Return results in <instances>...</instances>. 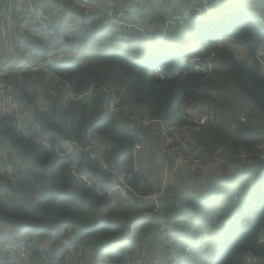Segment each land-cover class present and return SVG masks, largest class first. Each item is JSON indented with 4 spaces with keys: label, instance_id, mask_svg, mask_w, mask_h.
<instances>
[{
    "label": "trees",
    "instance_id": "trees-1",
    "mask_svg": "<svg viewBox=\"0 0 264 264\" xmlns=\"http://www.w3.org/2000/svg\"><path fill=\"white\" fill-rule=\"evenodd\" d=\"M56 2L62 7L61 21H55L59 36L49 40L55 45L72 42L79 49L51 65L49 71H26L6 78L27 100L31 115L28 135L13 125L8 115L0 116L4 145L21 162L18 183L5 185L7 198L0 193V243L18 242L28 232L42 241L67 226L79 239L91 243L96 264H120L142 242L165 244L161 224L166 223L172 240L166 251L175 258V264H245L249 251L261 255L263 259L257 264H264V246L257 243L264 231V161L256 159L250 169L226 164L220 168L219 177L211 179L210 186L200 192L185 187L178 193L172 187L160 198L157 209L154 200L147 197L157 191V186L152 176L139 169L134 145L143 140L142 150L151 154L149 162L157 155L154 142L167 157L170 153L161 137L152 132V124L134 129L129 126L135 114L142 119L183 124L186 120L181 105L186 101H224L219 104L216 121L193 136L208 149L258 152L264 144V0L211 1L215 20L189 18L179 34L164 42L119 40L113 25L99 26L100 9L75 0ZM113 2L130 10L133 19L139 18L140 0ZM164 5L160 17L173 8L184 14L188 8L194 11L201 6L191 0H169ZM39 7L45 9V5ZM69 14L81 18L77 29L63 27V18ZM20 44L17 50H22ZM48 46L42 45L37 52L46 53ZM235 46L242 47L245 54L238 56ZM22 52L20 57L27 58L28 51ZM92 83L91 101L69 97L70 92ZM107 84L126 91V108L119 114L109 110L110 96L103 89ZM54 90L57 97H52ZM38 95L50 104L48 113L41 112L35 103ZM240 114L245 121L239 120ZM93 131L104 136L102 156L108 168L84 151L86 172L102 191L114 184L112 171L131 173L130 183L140 196L130 192L127 201L118 199L114 205L106 193L87 188L70 176L71 157L57 155L56 148L64 150L67 139L86 148ZM38 138L49 145L38 142ZM237 162L234 160L233 165ZM205 172L209 174L208 169ZM145 213H154L155 218L143 217ZM216 218L221 226L215 223ZM201 233L207 235L197 241ZM128 237L132 242L117 246Z\"/></svg>",
    "mask_w": 264,
    "mask_h": 264
},
{
    "label": "built area",
    "instance_id": "built-area-1",
    "mask_svg": "<svg viewBox=\"0 0 264 264\" xmlns=\"http://www.w3.org/2000/svg\"><path fill=\"white\" fill-rule=\"evenodd\" d=\"M15 1L16 0H0V116L4 117L8 115L13 125L28 135L27 124L31 115L30 105L25 98L19 96L17 90L11 83L6 82V78L12 74H21L26 71H49L51 65L57 64L65 57L76 53L79 46L78 44L72 42L66 43L65 41L60 42L61 45H55V42L50 41L49 38L59 36V32H57L55 28L56 22L52 15L46 9L37 7L33 3V0H25V8L29 13L27 14L28 24L33 25L38 32L37 34L42 35L49 41V43L46 41L44 45H49V50L46 53L37 51L30 52L27 55L26 62L7 65L3 61L2 53L5 52L10 56H15L17 52L13 40V29L16 19ZM75 1L86 7L100 9L103 15L99 22V26L113 25L119 40L129 42H132L134 39H155L164 42L171 38L178 28H182L181 25L186 20L189 18L199 20L201 13L204 11L207 13L210 12L212 7L210 0H191L198 1L201 4V6L195 7L194 11L196 13L190 8H188L184 14L167 12L161 17L159 22L147 23L138 19H133L131 12L117 6L112 0L103 1L101 3H97L94 0ZM212 16L215 17L214 14ZM67 38H70V33H67ZM107 43H110V41ZM193 61L196 62L198 60L194 59ZM209 69L211 70V66ZM52 74L51 72V75ZM161 79H164L163 75H161ZM60 80L63 81L62 79ZM93 86L94 83L87 88L72 91L69 93V97L73 101L78 102L91 101L94 96ZM103 89L110 96V112L114 114L121 113L126 108L123 103V96L126 93L125 89L113 84L104 85ZM57 96L58 91L54 90L52 92V97ZM41 100H43L41 95L35 97V103L37 105L41 102L40 111L48 113L50 111V104ZM223 102L224 101H221L217 104L216 102H196L197 104H194V102L183 103L181 108L185 112L183 117L186 120L183 124L172 123L161 118L142 119L135 114L129 126L131 129H134L137 126H148L152 124V132L161 137L164 146L168 148V152L173 156V160L171 162L167 161L166 163V173L169 170H171V172L185 170L201 173L208 167L212 166L214 169L219 170L226 164H230L233 166L232 168H234V166H239L250 169L256 159L264 161V145L260 147L258 152L247 151L243 148L239 150L227 149L224 147L208 149L201 145L193 136V132L200 131L216 121L219 104ZM239 120L245 121V117L241 115L239 116ZM235 126L236 122H233L232 127ZM37 141L49 145L43 138H38ZM142 148L143 143L138 140L134 145L135 157H137V153L141 151ZM103 149V134L100 131H93L89 135L86 148L74 139H67L64 143V150L57 147L56 153L59 156L71 157L72 161L68 168L70 176L84 183L87 188H92L99 193H106L113 201L114 205L118 199L127 201L130 192L136 196H140L130 183L133 178L131 173H118L112 171L114 184L109 186L106 191H102L100 185L89 176L84 165L83 152L86 151L92 159L97 160L104 168H108L102 156ZM234 160H238L236 165H233ZM20 167L21 162L19 156L4 145L3 137L0 135V193L6 198L7 193L4 187L7 184L14 185L18 183ZM208 182L210 183L211 179ZM164 183L162 188L147 195V197L154 200L157 209L159 207L160 198L165 195V185H173L174 181L172 179H165ZM234 200L236 202V198H234ZM235 204H238V202ZM142 216L148 219L155 218L154 213H145ZM134 223L135 222L131 224V233L134 232ZM215 223H217V226H221L218 223V218L215 219ZM161 233L166 238L169 237L166 223L161 224ZM206 235L207 233H201L197 241L201 240V238ZM130 242H132V239L128 237L118 243L117 246ZM257 243L264 246V231L259 235ZM146 245L147 244L144 242L140 243L136 253L132 254L120 264H153L149 261V255L145 248ZM93 251L94 249L87 239H79L78 235L73 233L67 226H62L53 235L42 241L35 233L28 232L18 242L9 241L0 243V264H4L8 259L20 260L22 264H32L35 261L38 262V264H89ZM262 259L263 257L261 255L249 251L245 255L244 263L257 264L260 263ZM105 262H108V259H106ZM175 262L174 257L164 255L161 257L158 264H175Z\"/></svg>",
    "mask_w": 264,
    "mask_h": 264
},
{
    "label": "crops",
    "instance_id": "crops-1",
    "mask_svg": "<svg viewBox=\"0 0 264 264\" xmlns=\"http://www.w3.org/2000/svg\"><path fill=\"white\" fill-rule=\"evenodd\" d=\"M36 1H38V2L36 3ZM47 1H51V0H33V3L37 7H39L40 5H45L44 8L50 12L53 19L56 22L61 21V15L62 14L60 11H61L62 7L54 0L52 1V6H51V4L47 5ZM94 1H96L97 3H101V2L107 1V0H94ZM140 1L142 3V5H141L142 11H141V14L139 15V18H137V19L144 21V22H147V23L159 22L161 20L159 13L162 11V9L164 7V5H162V2H161L162 0H140ZM164 1H169V0H164ZM211 1H215L218 3L219 1H222V0H210V2ZM231 1H235V0H231ZM16 3H17V6H16V12H15V14H16L15 27L17 26V28L19 29V34L17 35L18 40H17V45L15 44V48H17V46H18V42L21 43L19 45V48L21 47V49L23 51H28L26 54V56H27L30 53L29 51H32V52L35 51L36 52V51H38L37 49H39L42 45L44 46L46 44L47 39L40 34L38 35L37 34L38 32L35 29V27L33 25L28 24L27 14H29V13L27 12V10L25 8V6H26L25 0H16ZM51 11H53V13ZM128 11L131 12L130 10H128ZM170 11L173 12V9H171ZM70 15L75 18V25L73 26L72 29H77L80 26L81 18L79 16H77L76 14H70ZM76 18L80 19L79 23L76 22ZM181 31H182V28H178L173 33V35H175V34L177 35ZM13 34H14V31H13ZM40 39H41V42H40ZM24 41L27 43H25ZM47 42L49 43V41H47ZM26 49H29V50H26ZM22 50H17L15 56L12 55L14 57L3 52L2 53L3 61L7 65H11V64H15V63L22 64V63L26 62V60H27L26 58L23 59L22 57H20L23 54ZM233 50L236 52V54L238 56H241V55L243 56L245 54L244 49L237 48V46L233 47ZM12 86L15 88V86L13 84H12ZM139 140L143 143V140H141V139H139ZM153 149L156 152H161V159H162L160 161L158 160V162H157L158 166H159V168L157 170L158 174H155L152 178L154 181H156L157 190L164 186L165 179L166 180L172 179L174 181L173 185H168V184L165 185V194L167 193L168 189H170L172 187H175L177 189V192L180 193V192H182V190L185 187H188L191 190H198L197 188L194 189L192 186L196 185V184H200L201 182L202 183L200 184L199 187H202V189L208 188L210 186L209 182H208L209 179L208 178L206 179V177H208L209 174H211V173L215 172V170H217V169H214V167H213V169H208L209 174H207V172H205V171H202L200 173V176H197L196 178H194L192 176L191 171L179 170V171L171 172V170H169L166 173L165 172L166 163H167V161L171 162L173 160V156L169 154V156L167 157L166 153L163 152L162 148L159 146V144L157 142L153 143ZM141 151H145V150H141ZM136 163H137V161H136ZM219 170H217V171H219ZM201 175H203V176H201ZM191 176L193 178H191ZM111 179L113 180V178H111ZM9 260L10 259H8L4 264H9L10 263ZM35 263L38 264V262H36V261H35ZM89 264H96L95 251H93L91 254V260H90Z\"/></svg>",
    "mask_w": 264,
    "mask_h": 264
},
{
    "label": "rangeland",
    "instance_id": "rangeland-1",
    "mask_svg": "<svg viewBox=\"0 0 264 264\" xmlns=\"http://www.w3.org/2000/svg\"><path fill=\"white\" fill-rule=\"evenodd\" d=\"M52 1L53 0H51V1H47V5H50L51 4V6H52ZM54 1H56V0H54ZM38 1H36V3H37ZM162 2V5H164L167 1H164V0H162L161 1ZM214 5V4H213ZM165 6V5H164ZM180 7H181V4H180V2H179V4H178V6H177V8H179L180 9ZM215 8V7H214ZM214 8H213V10H214ZM218 9V8H217ZM52 13H53V11H51ZM168 12H172V11H168ZM173 12L174 13H177L176 12V10H175V8H173ZM194 13H196L195 11H193ZM164 14V13H163ZM213 15V13H212V11L211 12H209V13H207L205 16L204 15H201V17H206L207 19H211V20H215L216 19V16L215 17H213L212 16ZM74 22V23H73ZM76 22L77 23H79L80 22V19L79 18H76ZM63 27L66 29H72L73 28V26L75 25V18L73 17V16H71L70 14L68 15V16H65L64 18H63ZM14 44H16L17 45V35L19 34V29L17 28V26L15 27V25H14ZM179 31V30H178ZM180 33V32H179ZM40 37V36H39ZM41 38V37H40ZM237 48H240V49H243L242 47H240V46H237ZM42 96V95H41ZM43 97V96H42ZM41 101H43L44 102V98H43V100H41ZM186 102H189V101H186ZM185 102V103H186ZM194 104H197L196 102H194ZM217 104V103H216ZM40 105H41V102L39 103V105H38V108L39 109H41L40 108ZM242 114H240L239 116H241ZM242 116H244V115H242ZM245 117V116H244ZM239 118V117H238ZM245 119H246V117H245ZM264 144H262L261 145V147L263 146ZM144 147V146H143ZM150 149L151 148H148L147 150H149L150 151ZM151 156V154H150V152H148V155H147V153H146V151H139L138 153H137V164H138V166H139V169L140 170H142L146 175H147V177H151L152 176V178H153V176L155 175V174H158L157 173V170H158V168H159V166H158V160L160 161V160H162L161 159V152H157V155H156V157L153 159V161H151V162H148L150 159H149V157ZM243 168V167H242ZM207 169H213V167L211 166V167H209V168H207ZM206 169V170H207ZM151 171H153V173H152V175H151ZM211 171V170H210ZM200 174V173H199ZM219 174H220V172L219 171H215V172H213V173H211V174H209V176L208 177H206V179L208 178L209 180L210 179H213L214 180V178L215 179H217V177H219ZM189 176V175H188ZM192 176L193 177H196L195 176V174L194 173H192ZM191 176V178H193ZM155 182V184H156V181H154ZM202 183V182H201ZM200 183V184H201ZM200 184H196V185H193L192 187L194 188V189H198V190H192V191H195V192H200L201 190H203L202 189V187H199L200 186ZM163 236V235H162ZM164 237L165 236H163V239H164ZM166 238V237H165ZM169 238V239H168ZM168 238H166V240H167V242L165 243V244H163V245H159L158 243H156L155 245L154 244H152V245H146L145 246V248H146V251H147V253H148V255H149V261L150 262H152L153 264H158L159 263V261H160V259H161V257L162 256H164V255H170V254H168V252L166 251V247L167 246H171V244H172V240H170V237H168ZM165 240V241H166ZM160 241L162 242V240L160 239ZM155 251H157L156 252V254L154 255V252ZM171 256V255H170ZM173 257V256H172ZM10 261V263L9 264H22V262L20 261V260H13V259H11V260H9ZM32 264H36L35 262H33Z\"/></svg>",
    "mask_w": 264,
    "mask_h": 264
},
{
    "label": "water",
    "instance_id": "water-1",
    "mask_svg": "<svg viewBox=\"0 0 264 264\" xmlns=\"http://www.w3.org/2000/svg\"><path fill=\"white\" fill-rule=\"evenodd\" d=\"M51 174V167H48V175Z\"/></svg>",
    "mask_w": 264,
    "mask_h": 264
}]
</instances>
